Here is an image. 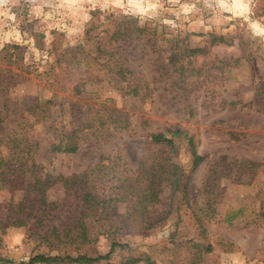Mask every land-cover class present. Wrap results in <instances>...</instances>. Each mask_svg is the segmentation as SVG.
Listing matches in <instances>:
<instances>
[{
    "label": "rangeland",
    "instance_id": "obj_1",
    "mask_svg": "<svg viewBox=\"0 0 264 264\" xmlns=\"http://www.w3.org/2000/svg\"><path fill=\"white\" fill-rule=\"evenodd\" d=\"M191 49L202 52L188 57ZM177 61L187 63L184 82ZM34 105L39 118L29 112ZM0 119L2 159L11 158L8 146L28 148L27 168L37 165L42 176H79L107 157L98 178L113 168L132 178L148 158L179 166L187 200L162 189L146 216L153 227L125 234L130 253L116 250L110 264L128 254L150 264H264V0H0ZM174 128L205 156L194 171L184 141L174 140L172 155L148 138ZM63 136L73 137L76 153L50 152ZM7 163L4 170L15 173L0 176V259L56 254L31 235L40 230L33 220L6 224L10 202L32 180L19 163ZM116 186L96 184L97 197L115 198ZM46 201L62 211L58 218L74 206L60 183ZM125 204L110 207L121 214ZM193 243L212 251L198 254ZM109 246L99 235L79 253L103 256Z\"/></svg>",
    "mask_w": 264,
    "mask_h": 264
},
{
    "label": "trees",
    "instance_id": "obj_2",
    "mask_svg": "<svg viewBox=\"0 0 264 264\" xmlns=\"http://www.w3.org/2000/svg\"><path fill=\"white\" fill-rule=\"evenodd\" d=\"M213 39L215 43H223L224 41L222 37H214ZM201 52V49H191L188 50L187 56H196ZM178 63L176 67H179L180 72L177 81L184 82L182 74L186 70L187 63ZM125 89L129 94L135 95V90L128 82ZM75 90V95H78L79 91L77 88ZM229 105L232 106L233 104ZM35 108L37 109L36 105L32 106L29 112L39 118L43 114L42 109L35 112ZM2 122L3 120L0 119V124ZM63 137L58 142L50 144V152L53 154L76 153L78 145L73 137ZM148 138L152 144L167 150L172 155L176 154L174 140L184 141L191 156L192 171L205 160V156L197 153L193 137L183 130L174 128L167 129L164 132L149 133ZM1 142L2 139L0 138V148H2ZM13 143L7 140L4 145L8 146ZM6 150L12 152L9 160L19 163L18 172H30L32 177L31 182L25 186L21 199L16 203L10 202L5 216L6 224L9 227L21 228L28 226L29 221L33 220L31 227L40 228V230L31 233V235H35L40 239L39 245H47L49 251L55 248L57 252L54 255L37 253L29 258L27 262H20L19 264H100L102 262L110 264L111 255L116 250H127L130 253L129 245L125 242V234L132 235L135 232L147 231L153 227L152 222L146 221V216L153 206L160 203L159 194L162 189L167 188L171 196L180 193L182 200H187V180L183 183V174L179 166L169 158H148L140 161L137 169L133 172L132 178L126 177V170L114 171V168L112 169L114 174L110 178H107L108 174L98 178L102 171L106 169L102 165V161L109 160V157L101 158L98 165L79 176L60 178L53 177L48 173L42 176L41 170L33 163L27 168L30 156L28 148H19L15 144L11 147L8 146ZM7 161L2 159L0 150V176L4 177V181L8 175L15 173L10 169L4 170L8 164ZM239 164L252 168L256 166L254 163L244 161L239 162ZM24 167H26V170H24ZM113 182H118V186L115 187V198H98L96 184L101 183L104 186ZM10 183L11 181H8V185ZM57 183L61 184L64 194L68 198H72L74 202V206L68 208V212L62 218L56 216V211L59 214L62 211L58 210L55 204L46 201V192ZM112 202H114V205L118 202H125L123 213L114 214L115 207H110ZM209 203L211 202L209 201ZM55 219H60V224H52ZM107 220L110 221L106 222ZM195 220L200 229V236L204 238L206 231L202 217L196 216ZM99 235L110 239L109 251L105 255L91 257L79 253L84 247L93 245ZM192 249L198 254L212 251L210 245L200 243H193ZM73 252L78 253L73 256L71 254ZM0 261L15 264L12 261L1 259ZM141 262L151 263L146 255L137 257L128 254L119 264H139Z\"/></svg>",
    "mask_w": 264,
    "mask_h": 264
}]
</instances>
